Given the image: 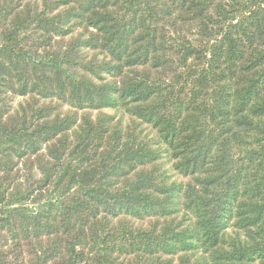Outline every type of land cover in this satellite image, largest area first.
I'll use <instances>...</instances> for the list:
<instances>
[{"label":"trees","instance_id":"16d2710c","mask_svg":"<svg viewBox=\"0 0 264 264\" xmlns=\"http://www.w3.org/2000/svg\"><path fill=\"white\" fill-rule=\"evenodd\" d=\"M0 264H264V0H0Z\"/></svg>","mask_w":264,"mask_h":264},{"label":"rangeland","instance_id":"374dc122","mask_svg":"<svg viewBox=\"0 0 264 264\" xmlns=\"http://www.w3.org/2000/svg\"><path fill=\"white\" fill-rule=\"evenodd\" d=\"M23 97H20V96H15L13 98V103L14 105H16L18 102L22 101Z\"/></svg>","mask_w":264,"mask_h":264}]
</instances>
